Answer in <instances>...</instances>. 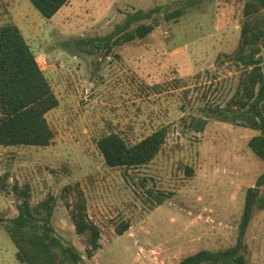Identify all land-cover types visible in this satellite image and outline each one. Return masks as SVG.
<instances>
[{
	"label": "rangeland",
	"instance_id": "374dc122",
	"mask_svg": "<svg viewBox=\"0 0 264 264\" xmlns=\"http://www.w3.org/2000/svg\"><path fill=\"white\" fill-rule=\"evenodd\" d=\"M245 1L201 0L106 54L88 53L77 41L106 34L127 12L172 10L183 0H69L50 18L29 0H0V24L20 28L59 101L46 115L51 144L0 145V264H22L5 230L17 213L14 185H27L35 203L80 183L103 232L93 257L82 255L85 264H177L238 241L245 190L264 166L247 147L256 132L218 121L207 108L223 105L229 94L232 73L217 57L235 50ZM210 74L217 78L208 89ZM191 115L208 119L203 131L187 127ZM160 126L168 127L166 141L144 166L109 167L96 146L103 133L137 141ZM146 189L163 202L156 204ZM260 197L240 238L247 264H264V185ZM121 218L130 227L117 235L111 222ZM53 223L83 252L59 198Z\"/></svg>",
	"mask_w": 264,
	"mask_h": 264
},
{
	"label": "trees",
	"instance_id": "16d2710c",
	"mask_svg": "<svg viewBox=\"0 0 264 264\" xmlns=\"http://www.w3.org/2000/svg\"><path fill=\"white\" fill-rule=\"evenodd\" d=\"M201 0H183L172 10L161 5L147 10L127 12L124 19L104 35L81 39L77 43L89 46L88 53L104 49L110 53L115 46L142 39L160 25L161 19L177 20L186 8ZM43 17L50 18L69 0H29ZM243 20L235 50L217 57L228 64L230 76L229 94L223 105L207 108L208 115L218 121L249 128L256 133L247 141V147L264 166V0H246L242 6ZM216 74H210L208 89ZM179 84H177L178 86ZM179 87V86H178ZM208 91V90H207ZM206 92L204 97L206 98ZM48 78L40 68L35 53L20 28L12 21L0 24V145L47 146L54 139V131L46 115L58 106ZM208 119L191 115L186 121L190 130L201 132ZM168 127L160 126L137 141H131L118 132L101 134L96 146L107 166L130 169L147 165L162 149ZM0 187L4 188L1 183ZM264 185L263 171L253 186L245 190L243 212L238 224V241L219 250L201 249L184 256L177 264H247L241 253L242 237L252 208L261 201L260 187ZM17 195L16 215L5 225L13 242L16 259L22 264H85L101 247L102 228L88 213L87 199L79 182L63 186L60 194L48 193L43 199L31 203L29 188L12 187ZM156 204L164 200L162 195L146 189ZM66 210V218L83 246V252L66 242L53 223L57 200ZM153 202V203H154ZM151 203V204H153ZM111 226L117 235L130 227L126 219L113 220Z\"/></svg>",
	"mask_w": 264,
	"mask_h": 264
}]
</instances>
